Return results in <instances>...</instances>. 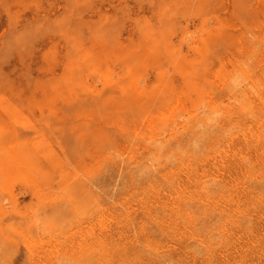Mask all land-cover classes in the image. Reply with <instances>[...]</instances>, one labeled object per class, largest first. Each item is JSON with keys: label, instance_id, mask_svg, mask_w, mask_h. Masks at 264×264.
Segmentation results:
<instances>
[{"label": "rangeland", "instance_id": "obj_1", "mask_svg": "<svg viewBox=\"0 0 264 264\" xmlns=\"http://www.w3.org/2000/svg\"><path fill=\"white\" fill-rule=\"evenodd\" d=\"M0 264H264V0H0Z\"/></svg>", "mask_w": 264, "mask_h": 264}, {"label": "bare ground", "instance_id": "obj_2", "mask_svg": "<svg viewBox=\"0 0 264 264\" xmlns=\"http://www.w3.org/2000/svg\"><path fill=\"white\" fill-rule=\"evenodd\" d=\"M84 9V8H83ZM79 37V36H78ZM51 51V50H50ZM52 86V85H51ZM88 103V102H87ZM192 117V116H191ZM197 117V116H196ZM151 138V137H150ZM197 178V177H196Z\"/></svg>", "mask_w": 264, "mask_h": 264}]
</instances>
